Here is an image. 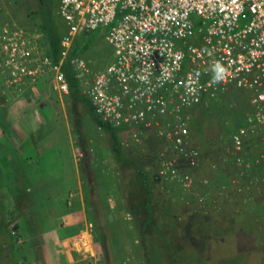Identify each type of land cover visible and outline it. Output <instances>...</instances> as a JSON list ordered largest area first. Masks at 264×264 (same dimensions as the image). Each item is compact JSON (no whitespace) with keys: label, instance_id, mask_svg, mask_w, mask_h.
<instances>
[{"label":"rangeland","instance_id":"rangeland-1","mask_svg":"<svg viewBox=\"0 0 264 264\" xmlns=\"http://www.w3.org/2000/svg\"><path fill=\"white\" fill-rule=\"evenodd\" d=\"M44 1L41 8L52 9L55 5L53 0ZM39 2L0 0V31L3 28L20 30L19 35L28 42L31 51L30 68L37 69L33 79L13 82L4 51L0 52V220L8 232L3 238L7 249L0 251V264L4 260L7 264H46L43 246H51L53 250L55 239L60 242L53 232L61 233V239H66L63 243L80 260L77 264H264V189L257 186L252 198L248 187L255 189V185L251 186L253 183L248 180L230 187L232 195L228 190L221 192L228 193L227 198L232 201L220 216L213 214L220 200L211 196L202 200L201 194L192 193L195 188L201 191L206 188L204 178H198L196 171L191 190L183 191L179 183L166 176L150 182L151 198H158L160 212L163 209L169 214L174 212V221L179 223L175 228H166L165 235L155 240L159 233L149 226L159 225L164 219L157 213L156 217L151 216L154 221L150 224L142 223L153 212L145 213L144 217L141 209L148 190L133 192L128 188L129 183L124 185L126 180L105 131L83 106L74 112L68 94L56 87V72L44 61L50 60L44 36L34 23V12H37L34 10ZM84 36L80 41L84 39L89 45L81 55L90 68L105 66L114 50L104 31L95 30ZM240 102L243 105V100ZM247 108V105L238 108L234 101L225 99L209 101L193 109L189 122L194 121L202 129L207 126L208 139L215 138L218 129H214V123L231 130L235 124L231 118ZM254 121V116L250 117V122ZM261 131L264 135V129ZM119 134L128 147L138 145L147 154L155 148L145 135L135 139L129 133L119 131ZM197 141L203 146L209 144L205 135ZM83 150L87 154L81 161ZM246 150L247 155H252ZM178 159L177 164L185 172L193 171V167ZM156 160H151L153 168ZM214 177V172L211 178L207 177L211 186L215 185ZM14 190L26 192L23 204L33 205L29 209L30 222L23 219L22 206H18ZM193 216L194 233L192 229L179 228L185 222L186 226ZM84 228L87 243L80 247ZM242 239L247 240L243 247ZM249 248L259 253L250 257ZM53 258L57 264L67 263L59 257L58 250L52 251Z\"/></svg>","mask_w":264,"mask_h":264},{"label":"built area","instance_id":"built-area-1","mask_svg":"<svg viewBox=\"0 0 264 264\" xmlns=\"http://www.w3.org/2000/svg\"><path fill=\"white\" fill-rule=\"evenodd\" d=\"M58 13L65 28L61 62L78 37L91 31L103 30L113 47L95 72L83 57L70 62L100 119L124 127L119 131L125 135L139 139V129L154 131L196 167L199 151L187 146L185 110L231 88L251 92L255 118L232 135L234 151L242 150L249 131L264 129V0H60ZM19 33L0 31V52L13 82L29 81L37 72ZM44 61L56 72L57 89L68 93L61 66ZM217 62L226 69L220 83L211 79ZM177 161L164 157L159 174L191 190L193 175L180 171ZM85 234L84 228L80 247Z\"/></svg>","mask_w":264,"mask_h":264},{"label":"trees","instance_id":"trees-1","mask_svg":"<svg viewBox=\"0 0 264 264\" xmlns=\"http://www.w3.org/2000/svg\"><path fill=\"white\" fill-rule=\"evenodd\" d=\"M53 1H54L55 5H54V7H52V9H50V8L45 9L43 6L41 8L42 3H38L36 6V9L34 10L37 12H34L35 16L32 15L33 17H36L34 19V23H36L35 25L38 26V28L40 29L41 33L44 36L43 39L45 40L46 46L48 48V54L47 55L49 56V58L53 64H59L61 66V70L64 73L66 82L68 83V87H69L68 96H69V99L71 102V107H72L73 111L74 112L79 111L78 109L81 106H83L85 109H87V112L92 117V119L98 124V126H100L105 131L106 135L108 136L111 151L115 154L120 172H121L123 178H125L124 180H126V184L124 183V185L126 186L127 183H129L128 188L133 192H135V190L138 191L142 188H145L148 190V197H146L144 200H142L144 206L141 207V209L143 210L142 212L144 213V217H145V213L148 214V212H150L152 210H153V212H152V214L150 212L148 214V216L145 218V221L142 223L145 225L150 224L151 223L150 221H154L151 219V216L155 215V217H156L157 213H158V215L162 216L164 221L161 224L158 225L155 223L154 224L151 223V225L149 226V229H151L154 232L159 233V236H157V238L155 239V240H159L158 237L165 235L163 233H166V228H167V230L171 229V228H175V227H177V225L179 223L174 221V219H175L174 212L172 214H169L164 209L162 210V212H160L161 209L159 208L160 202H158V198H153V199L151 198V193H150L151 192V186H150L151 184H150V182L158 181L159 179H161V176L159 175L157 169H155L151 166V160L157 159L156 163L154 165L159 166L161 163V160L164 157H167L168 154H170V156H172L174 154L175 150L171 144H167V147L169 149L162 152L163 148L166 146L165 140H167V139L159 136L154 131L148 132L147 130L145 132H143L142 136L144 137V135H145V139L151 141L152 144L155 146V148H153L149 154H147V152L145 150H143L142 148H140V146H138V145L132 144V145H130V147H128L127 145H125L122 137L119 134V129L124 130V127L118 129V128L114 127L112 124L100 119V117L96 113L97 111H95L94 106L92 105L91 100L83 92L81 83H80L78 77L76 76V71L72 67L71 62H70L71 58L74 56L83 57L81 55V53H84L88 49L89 42H84V39L80 41V39L82 37L83 38L85 37L84 35H82L79 38V40L72 45V48H71L70 52L68 53V56L66 58H64L61 62L62 51L64 49L62 46V37H63V34L65 32V28H64V22L60 16V14L58 13V6H59L60 0H53ZM37 13H38V15H40V17H37V15H36ZM83 58H85V57H83ZM1 127L3 129L2 124H1ZM188 140H189V136L187 138V146L191 145V144H189ZM245 147L246 146L244 145V148ZM245 149H242L240 152L234 151L233 153H232L231 149H228L227 151L231 153V155L234 159L230 160V161H228V160L224 161L223 166L221 168V172L215 171L216 173H215V177L213 180L214 184H215L213 193L215 194V196L213 198H215V199L217 198L218 200H220L218 203L219 205L216 206L217 208L215 210H213V214H215V215L220 216L224 207L228 204L229 201L230 202L232 201V200H229V198H227L229 196L228 193L227 194H221L222 191H227V190H228V192L230 191V187H228V189H227V186H229L231 183V181H230L231 176L233 174L237 173L238 176L242 178V180L240 179L241 182L248 179V174H249L250 169H247L245 164L248 161H250V159H249V156L246 154ZM126 150H129V153H127ZM198 150L200 153V157L202 158L203 157L202 152H201L202 150H200V149H198ZM83 152H84L83 156L84 155L86 156L87 153H85L84 150H83ZM152 152H154V153L151 154ZM161 152H162V154H161ZM85 156L81 159V161L84 160ZM238 157L242 158L241 161H238ZM225 158H227V156ZM228 158H229V156H228ZM234 163L238 164L239 166L236 168H233L232 166L234 165ZM253 169H257L256 166H254ZM202 180L204 182L205 178ZM208 183L204 182L205 186L209 188V187H211V185H209ZM259 187H260V189L264 188L261 186H259ZM13 193H15L14 197H16L17 203H19L18 206H22L21 207V209H22L21 214H23L22 215L23 219L25 218V222H30L31 216H29V215H31L30 214L31 212L29 209L32 208L33 205L31 204V206H30V204H26V205L23 204L24 198L26 200V197H27L26 192L24 194H22L21 192H18V191L15 192V190H14ZM40 193H41V191H40ZM256 193L254 194V192H252V198H253V196L256 195ZM229 194L232 195L230 192H229ZM124 195H125V198L128 197V190L126 189V187H125ZM144 201H145V203H144ZM207 201L209 202V200H207ZM26 206H28V207L30 206V207L28 208ZM243 215H244V213L241 212L240 216H243ZM247 217H250V216H247ZM193 219H194V216L192 217V219L189 218L187 220L186 226H185V223H186L185 222L184 224H180L179 228H182L186 231L189 229H192L196 225V223L193 221ZM245 219H247V218H245ZM205 222H203V223H205ZM140 224H141V221H140ZM184 226H185V228H184ZM16 227H18V224H16ZM191 231H193V229ZM6 233H8V232L5 230V226L3 225L2 220H0V239H2V236L6 235ZM193 233H194V231H193ZM196 235H197V233H196ZM143 238H144V235H143ZM246 241H243V239H242V243H243L242 247L245 245ZM238 243H239V241H237V244ZM3 244H5V245H3ZM1 245H2V248L0 247V251H5L4 246H7V244L5 242H3ZM104 247H105V244H104ZM238 247L239 246L236 247V251H238ZM249 250H250V248L248 249L247 254L250 255V257L253 255H256V253H259L257 250H251V251H249ZM13 260L15 263L16 259H15L14 255H13L12 262H13ZM1 264H7V261L4 260L1 262Z\"/></svg>","mask_w":264,"mask_h":264},{"label":"crops","instance_id":"crops-1","mask_svg":"<svg viewBox=\"0 0 264 264\" xmlns=\"http://www.w3.org/2000/svg\"><path fill=\"white\" fill-rule=\"evenodd\" d=\"M250 94H251L250 91H246L243 89H237V88H231L228 92H224V93L219 94L217 96V98H205V100L202 102V104L196 105L192 108L185 110V114H186L188 122H189V120L192 117V113L195 111L193 109L196 107H200L203 104H208L209 101H216V100H220V99H225L227 101H234L238 108L240 106H245V105H247V107H248L247 110H243V111L241 110L242 112L237 117L231 118V120L233 122H235L234 127L231 130L224 128L221 124L214 123L213 124L214 129H216V130L218 129L217 130L218 133L214 134L215 138H214V136L212 137L214 139H212V138L208 139L207 134H206L208 131L207 126H205L202 129V126L196 125L194 123V121L189 122L190 135H189L188 142H189V144H191L190 146H195V147H198V149L202 150L201 152H202V156H203L201 158L200 166H198L196 168V173H198V178L211 177L213 172L216 173L215 171L221 172L223 162L227 161V160L230 161V160L234 159L232 157L231 153L227 151L228 149H231L232 153L234 152L233 144H232V135L234 132H236L243 125L245 126L246 124L251 123L250 117L254 116V106L251 104ZM241 100H243V105L240 102ZM141 131L145 132L143 129H141ZM204 135H205V140L207 141L206 144L209 143L207 146H203V145H201V142L197 141L198 137H201ZM1 136H2V134L0 135V138H1ZM216 136H219L217 138L218 139L217 141H216ZM223 138H226V139H223ZM224 141L226 143L223 144ZM245 141H246V144H245L246 147L245 148L252 153V155L248 154L249 159L253 160L255 156H257L261 153H264V135L261 131V128H258L255 131H249L248 135L246 136ZM165 143H166V146L163 148L162 152L169 149L167 147V144H170L169 141L165 140ZM162 152H161V154H162ZM226 156H227V158H225ZM228 156H229V158H228ZM238 166H239L238 164L234 163V165L232 167L236 168ZM256 168L257 169L253 170V172H255V174H257L258 172L261 171V167H256ZM255 174L251 175L252 179H250L251 181L254 182L253 184H251V186L255 185V189H252V187H250V186L248 187L251 192L252 191L255 192L257 186L264 187L263 185H261L259 182L256 181L259 174L256 176H255ZM248 176H250V175H248ZM240 179L242 180V178L239 177L237 173L233 174L230 178L231 183L227 187H231V189H232L233 187H235L236 185L241 183ZM213 183H214V181H213ZM213 190H214V188H211L207 192L208 194L206 196L207 197H210V196L214 197L215 194L213 193ZM230 193H231V191H230ZM231 194H234V192ZM243 194L244 193H242L240 195V197ZM240 197H237V199H239ZM73 224L75 225V223H72V225ZM53 235L59 237V241H60L59 243H57V239H55V244H54L55 247L53 250L59 251V257L65 258L66 262H67L66 264H77V262L80 260L77 259L76 257H74L73 254H70L68 252L66 243H63L64 240H66V239L65 238L61 239V233H59V235H57L56 233L54 234V232H53ZM53 250H51V246H48L47 248H44V246H43V252L45 251V253H47V258H45L46 264H55L56 263L54 258L51 259ZM57 262H58V259H57Z\"/></svg>","mask_w":264,"mask_h":264},{"label":"clouds","instance_id":"clouds-1","mask_svg":"<svg viewBox=\"0 0 264 264\" xmlns=\"http://www.w3.org/2000/svg\"><path fill=\"white\" fill-rule=\"evenodd\" d=\"M83 35H86V34H83ZM82 35H80L79 37H81ZM79 37H78V39L77 40H79ZM95 67V66H94ZM95 69V68H94ZM96 70V69H95ZM95 70H93V72H95ZM225 73H226V69L223 67V65H221L219 62H217V63H215L213 66H212V77H211V79H212V82H214V83H220L223 79H224V77H225ZM65 94H68V93H65ZM86 94V93H85ZM87 95V94H86ZM88 96V95H87ZM90 99V98H89ZM143 134V132L141 131V129H139V135L141 136ZM244 139H246V137L244 138ZM245 143H246V141H245ZM245 143L243 142V148L242 149H244V145H245ZM232 144H233V139H232ZM190 146V145H189ZM197 148V147H196ZM198 149V148H197ZM175 150V149H174ZM199 151V150H198ZM174 152V151H173ZM264 155V153H261V154H259V155H257V156H255L254 157V159L253 160H251L250 159V161H248L245 165H246V167H247V169H250L249 170V174L248 175H250V176H248V179H246V180H248L249 182L248 183H254L253 181H251L250 179H252L251 178V175H254L255 174V172H253V168H254V166H256V167H261V171L260 172H258L257 174H255V176L256 175H258V178H257V182H259L261 185H263L264 186V158L262 157ZM177 156H180V157H178V158H180L181 159V161H184L185 162V164L187 165V161H186V159L185 158H183V156L182 155H180V154H178L177 152H176V150H175V152H174V154L172 155V156H170V154H168L167 155V157H176L177 158ZM177 158V159H178ZM179 160V159H178ZM256 160V161H255ZM149 162V161H148ZM200 162H201V157H200V153H199V163H198V165L200 164ZM247 164H249V165H247ZM198 165L196 166V167H193V171L191 172L189 169H188V171H186V172H190L192 175L194 174V172L196 171V168L198 167ZM178 167H179V169H180V171H182V172H185V168L183 167V166H180V165H178ZM154 168L155 169H157V171H158V173H159V169H160V165L159 166H156V165H154ZM261 173V174H260ZM160 175V174H159ZM163 179V177L161 176V180ZM171 181H174V182H177V183H179L178 181H175V180H171ZM195 182H196V180H195ZM248 183H246V185H248ZM180 184V183H179ZM180 187H181V189L184 191V189L182 188V186H181V184H180ZM211 188H214V186H211V187H206V188H204V189H202V191L201 190H197L196 188L194 189V191L192 192V193H194V192H196V193H198V194H201V199L202 200H204L205 198H206V195L208 194L207 192L211 189ZM264 189V188H263ZM214 191V190H213Z\"/></svg>","mask_w":264,"mask_h":264},{"label":"flooded vegetation","instance_id":"flooded-vegetation-1","mask_svg":"<svg viewBox=\"0 0 264 264\" xmlns=\"http://www.w3.org/2000/svg\"><path fill=\"white\" fill-rule=\"evenodd\" d=\"M39 1H41V3H45V1H44V0H38V2H39ZM39 3H40V2H39ZM75 42H77V40H76ZM144 232H145V231H144ZM144 236H145V233H144ZM3 238H5V235H4V236H2V239H0V243H3V242H5ZM0 246H1V244H0ZM5 249H7V248H5Z\"/></svg>","mask_w":264,"mask_h":264},{"label":"bare ground","instance_id":"bare-ground-1","mask_svg":"<svg viewBox=\"0 0 264 264\" xmlns=\"http://www.w3.org/2000/svg\"><path fill=\"white\" fill-rule=\"evenodd\" d=\"M207 179H208V178L206 177L205 180H204L205 183H208V182H207Z\"/></svg>","mask_w":264,"mask_h":264}]
</instances>
